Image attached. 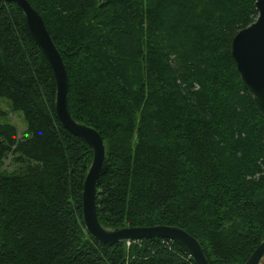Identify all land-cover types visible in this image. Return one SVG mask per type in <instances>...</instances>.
<instances>
[{"label": "trees", "instance_id": "16d2710c", "mask_svg": "<svg viewBox=\"0 0 264 264\" xmlns=\"http://www.w3.org/2000/svg\"><path fill=\"white\" fill-rule=\"evenodd\" d=\"M68 76L71 116L96 129L105 228L175 225L210 264H244L264 240V118L230 41L254 0H28ZM52 68L20 7L0 1V264H196L167 238L102 243L81 192L91 147L59 122ZM9 160L8 166L3 164Z\"/></svg>", "mask_w": 264, "mask_h": 264}, {"label": "water", "instance_id": "95a60500", "mask_svg": "<svg viewBox=\"0 0 264 264\" xmlns=\"http://www.w3.org/2000/svg\"><path fill=\"white\" fill-rule=\"evenodd\" d=\"M17 4L22 12L25 27L46 56L55 78V112L59 122L92 149L81 192V211L88 234L102 243L135 241L149 238H167L180 243L196 264H210L200 242L183 228L175 225L124 226L105 228L98 220L96 210V184L107 168L106 145L93 127L75 120L67 106L68 76L60 52L54 44L42 17L28 0H0ZM257 17L239 29L230 41V55L239 78L252 95L255 108L264 118V0H254ZM264 257V240L251 252L244 264H259Z\"/></svg>", "mask_w": 264, "mask_h": 264}, {"label": "rangeland", "instance_id": "374dc122", "mask_svg": "<svg viewBox=\"0 0 264 264\" xmlns=\"http://www.w3.org/2000/svg\"><path fill=\"white\" fill-rule=\"evenodd\" d=\"M0 122L13 124L20 135H22L23 131L26 129V122L23 113L19 110H14L11 107L9 100L2 97H0ZM8 164L9 160L6 159L3 167L8 166ZM262 264H264V259L262 260Z\"/></svg>", "mask_w": 264, "mask_h": 264}, {"label": "flooded vegetation", "instance_id": "af4514ba", "mask_svg": "<svg viewBox=\"0 0 264 264\" xmlns=\"http://www.w3.org/2000/svg\"><path fill=\"white\" fill-rule=\"evenodd\" d=\"M264 259V257L262 258V260ZM262 260L260 261V263L259 264H262Z\"/></svg>", "mask_w": 264, "mask_h": 264}, {"label": "built area", "instance_id": "2783aa9c", "mask_svg": "<svg viewBox=\"0 0 264 264\" xmlns=\"http://www.w3.org/2000/svg\"><path fill=\"white\" fill-rule=\"evenodd\" d=\"M127 243H129V242H127Z\"/></svg>", "mask_w": 264, "mask_h": 264}]
</instances>
